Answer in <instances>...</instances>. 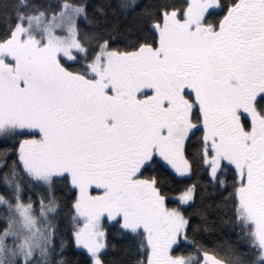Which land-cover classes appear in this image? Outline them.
Returning <instances> with one entry per match:
<instances>
[{"label":"snow or ice","instance_id":"6c2138e0","mask_svg":"<svg viewBox=\"0 0 264 264\" xmlns=\"http://www.w3.org/2000/svg\"><path fill=\"white\" fill-rule=\"evenodd\" d=\"M70 249L264 264V0L0 3V264Z\"/></svg>","mask_w":264,"mask_h":264},{"label":"trees","instance_id":"16d2710c","mask_svg":"<svg viewBox=\"0 0 264 264\" xmlns=\"http://www.w3.org/2000/svg\"><path fill=\"white\" fill-rule=\"evenodd\" d=\"M5 0H0V3H4ZM120 2V0H87V3L92 5V6H96V5H106V4H111L112 6H115L116 4H118ZM136 2L138 4H142L144 2V0H136ZM131 14L129 13V18H130ZM118 19L117 17H114L111 13H109L108 16V20L109 22ZM119 22L121 24L126 23L127 21H125L122 17L119 18ZM196 179V176L193 175L191 180H186V181H181V183H192L193 180ZM67 199H70V197H68ZM70 255L72 256L73 259H78L80 261V264H84L83 262V258L79 256V254L75 251H73L72 249L69 250ZM110 255L114 256V257H119V253L118 252H112L110 253Z\"/></svg>","mask_w":264,"mask_h":264}]
</instances>
